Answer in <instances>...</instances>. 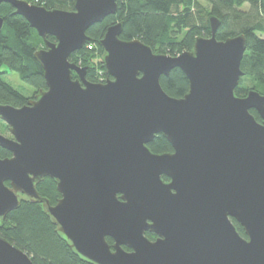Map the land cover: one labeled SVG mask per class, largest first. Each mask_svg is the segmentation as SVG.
<instances>
[{"label":"water","instance_id":"95a60500","mask_svg":"<svg viewBox=\"0 0 264 264\" xmlns=\"http://www.w3.org/2000/svg\"><path fill=\"white\" fill-rule=\"evenodd\" d=\"M1 2L43 38L34 57L46 88L22 106L0 103L10 133L0 147L11 153L0 156V223L29 200L90 264H264V93L236 94L245 34L219 40L210 15V35L170 55L122 39L117 22L99 40L107 79L94 82L70 56L117 0H75L72 10ZM175 68L189 82L182 97L160 81ZM158 134L172 151L150 149ZM46 177L61 193L55 204L37 189ZM0 264L34 263L0 235Z\"/></svg>","mask_w":264,"mask_h":264},{"label":"trees","instance_id":"16d2710c","mask_svg":"<svg viewBox=\"0 0 264 264\" xmlns=\"http://www.w3.org/2000/svg\"><path fill=\"white\" fill-rule=\"evenodd\" d=\"M28 1L48 9L66 10H72L75 2ZM117 3V13L92 25L87 30L90 40L70 56L71 61L92 67L87 71L90 81L99 82L97 73L106 71L99 40L109 25L123 22L122 39L138 38L154 51L177 55L191 50L197 36L210 35L208 18L214 15L221 23L217 31L219 40L239 34H245L247 39V50L241 64L245 74L236 94L245 96L249 89L264 93V0H207L208 5L199 0H117ZM13 12L10 3H0V18L3 19L0 28V103L22 106L40 89L46 88L44 70L34 57L35 51L44 46V40L23 16ZM48 39L55 41L53 36H48ZM11 72L33 87L32 97L5 79ZM248 79L253 83L245 88L243 86ZM160 81L163 89L174 97L184 96L189 89V82L180 68L173 69L168 76H161ZM251 112L260 121L256 110L251 109ZM0 122V132L7 133L8 125ZM149 147L155 153L172 151L170 143L161 134L155 136ZM0 156L8 157L11 153L0 147ZM37 189L52 204L60 196L55 181L49 177L38 183ZM234 222L244 235L242 227ZM0 235L24 250L34 264H90L69 247L42 203L24 200L0 223Z\"/></svg>","mask_w":264,"mask_h":264},{"label":"rangeland","instance_id":"374dc122","mask_svg":"<svg viewBox=\"0 0 264 264\" xmlns=\"http://www.w3.org/2000/svg\"><path fill=\"white\" fill-rule=\"evenodd\" d=\"M201 3H203L204 5H208L207 3V0H199ZM106 73V71H105ZM107 74V73H106ZM5 79L7 81H10L13 85H15L17 88H19L26 96L28 97H32L33 96V92H34V89L33 87L29 86L27 83H25L20 77L18 74L14 73V72H11V74H7L5 76ZM252 80L251 79H248L245 83H244V86L245 88H249L252 86ZM1 120V119H0ZM2 122H4L6 125L7 123L3 120H1ZM0 125H1V122H0ZM1 130V129H0ZM5 131H3V134L5 135H8L10 136V133H9V130L8 132L4 133Z\"/></svg>","mask_w":264,"mask_h":264},{"label":"flooded vegetation","instance_id":"af4514ba","mask_svg":"<svg viewBox=\"0 0 264 264\" xmlns=\"http://www.w3.org/2000/svg\"><path fill=\"white\" fill-rule=\"evenodd\" d=\"M78 65H81V64H78ZM82 66V65H81ZM260 121H262L261 119H260ZM173 150V149H172ZM163 179L165 180V181H168L169 179L166 177V176H163ZM58 190V189H57ZM59 192V191H58ZM59 194H60V196L57 198V200L61 197V193L59 192ZM57 202V201H56ZM55 202V203H56ZM233 221H235L234 219H233ZM235 223V222H234ZM149 238H151L152 240H154L155 238H156V235L154 234V233H150V232H147V234H146ZM108 240H109V242L110 243H113V239H111L110 237H108L107 238Z\"/></svg>","mask_w":264,"mask_h":264},{"label":"built area","instance_id":"2783aa9c","mask_svg":"<svg viewBox=\"0 0 264 264\" xmlns=\"http://www.w3.org/2000/svg\"><path fill=\"white\" fill-rule=\"evenodd\" d=\"M91 48V46H89ZM97 78L99 79V82H104L107 79L105 71H99L97 73Z\"/></svg>","mask_w":264,"mask_h":264}]
</instances>
